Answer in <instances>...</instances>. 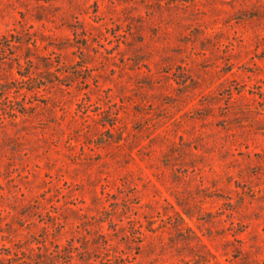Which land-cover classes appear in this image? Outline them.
Returning <instances> with one entry per match:
<instances>
[{
  "label": "rangeland",
  "instance_id": "374dc122",
  "mask_svg": "<svg viewBox=\"0 0 264 264\" xmlns=\"http://www.w3.org/2000/svg\"><path fill=\"white\" fill-rule=\"evenodd\" d=\"M0 264H264V0H0Z\"/></svg>",
  "mask_w": 264,
  "mask_h": 264
}]
</instances>
